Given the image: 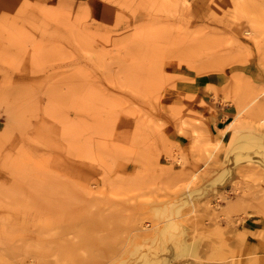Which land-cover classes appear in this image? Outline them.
Listing matches in <instances>:
<instances>
[{"label": "rangeland", "instance_id": "374dc122", "mask_svg": "<svg viewBox=\"0 0 264 264\" xmlns=\"http://www.w3.org/2000/svg\"><path fill=\"white\" fill-rule=\"evenodd\" d=\"M249 213L264 0H0V264H259Z\"/></svg>", "mask_w": 264, "mask_h": 264}, {"label": "crops", "instance_id": "0c3cea01", "mask_svg": "<svg viewBox=\"0 0 264 264\" xmlns=\"http://www.w3.org/2000/svg\"><path fill=\"white\" fill-rule=\"evenodd\" d=\"M25 1V0H19ZM199 83L204 84V80ZM209 85V84H208ZM239 230L244 236L245 245L241 250L244 257L259 255L264 256V241L260 240L258 235L264 233V217L261 214L249 213L239 225ZM260 259V258H259ZM249 262V260H245ZM264 258L261 257L259 264H264Z\"/></svg>", "mask_w": 264, "mask_h": 264}, {"label": "bare ground", "instance_id": "6f19581e", "mask_svg": "<svg viewBox=\"0 0 264 264\" xmlns=\"http://www.w3.org/2000/svg\"><path fill=\"white\" fill-rule=\"evenodd\" d=\"M245 137V136H244ZM246 137H248V135L246 136ZM250 137V136H249ZM252 141V140H251Z\"/></svg>", "mask_w": 264, "mask_h": 264}]
</instances>
